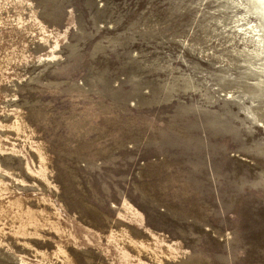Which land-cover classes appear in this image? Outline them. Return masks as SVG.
<instances>
[{
    "label": "rangeland",
    "instance_id": "1",
    "mask_svg": "<svg viewBox=\"0 0 264 264\" xmlns=\"http://www.w3.org/2000/svg\"><path fill=\"white\" fill-rule=\"evenodd\" d=\"M246 4L0 0V264H264Z\"/></svg>",
    "mask_w": 264,
    "mask_h": 264
},
{
    "label": "bare ground",
    "instance_id": "2",
    "mask_svg": "<svg viewBox=\"0 0 264 264\" xmlns=\"http://www.w3.org/2000/svg\"><path fill=\"white\" fill-rule=\"evenodd\" d=\"M245 1L249 4V7H247V4L244 6L246 13H252L254 16H249L251 19L238 17L235 21L237 23L235 25L237 27L236 32L251 43L252 48L248 51L251 52L252 56H255L256 60L252 66L259 72L258 76L262 77V74H264V0ZM243 10L241 9V12ZM255 20L257 22H254ZM254 91L262 93V90L259 88H256Z\"/></svg>",
    "mask_w": 264,
    "mask_h": 264
}]
</instances>
